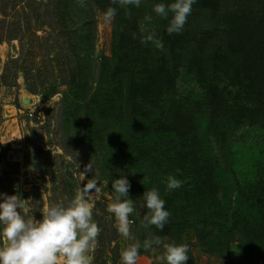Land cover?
Returning <instances> with one entry per match:
<instances>
[{"label": "rangeland", "instance_id": "1", "mask_svg": "<svg viewBox=\"0 0 264 264\" xmlns=\"http://www.w3.org/2000/svg\"><path fill=\"white\" fill-rule=\"evenodd\" d=\"M172 2L9 0L0 8V193L31 199L40 220L98 179L93 264H120L125 248L154 236L187 244V264H264V97L232 87L225 71L242 63L229 52L230 16L245 10L257 22L264 0H225L217 11L197 0L182 32L168 35L169 20L152 9ZM109 7L117 9L110 24ZM149 34L164 51L140 43ZM121 175L136 199L134 240L118 234L107 210ZM169 175L183 186L168 190ZM152 188L171 213L163 231L143 226L148 210L138 198ZM163 255L141 248L136 264H167Z\"/></svg>", "mask_w": 264, "mask_h": 264}, {"label": "clouds", "instance_id": "2", "mask_svg": "<svg viewBox=\"0 0 264 264\" xmlns=\"http://www.w3.org/2000/svg\"><path fill=\"white\" fill-rule=\"evenodd\" d=\"M142 0H112L127 9L128 6L139 8ZM197 0H173L170 4L158 3L152 11L162 19H168L166 27L168 35L180 34L192 13V6ZM117 9L109 7L104 13L105 23H111ZM171 18L169 19V14ZM146 23L151 24L153 17L146 15ZM133 38L136 36L133 34ZM141 44L155 46L164 51V44L149 34L140 38ZM93 171L89 165L85 172ZM183 186V181L173 175L167 178L166 188L176 190ZM113 200L108 212L114 217L116 230L121 237L134 240L131 228L135 223L130 216L135 212V200L129 196L131 188L126 176L111 182ZM102 187L98 179H92L86 186L77 190L67 205L55 204L43 210L42 219L33 216V202L25 200L20 193L6 195L0 193V264H93L92 251L98 246L97 238L100 227L93 218L95 202L91 193L99 194ZM142 207L148 212L143 217L144 228L163 231L169 222L170 211L165 208V200L156 188L144 191ZM154 246L163 247L161 259L167 264H187L189 246L185 243L165 242L159 236L131 244L120 254V264H136L140 250H150Z\"/></svg>", "mask_w": 264, "mask_h": 264}, {"label": "trees", "instance_id": "3", "mask_svg": "<svg viewBox=\"0 0 264 264\" xmlns=\"http://www.w3.org/2000/svg\"><path fill=\"white\" fill-rule=\"evenodd\" d=\"M205 5L209 6L214 11L219 10L221 3L225 0H204ZM9 0L0 1V8L7 5ZM0 15L6 16L5 12H0ZM0 24H5L0 21ZM1 26V25H0ZM230 34L228 38V47L231 54L240 55L242 63L238 69H233L229 66L225 70L228 75L229 84L236 87L253 99L264 97V8L261 12V17L257 22L251 20L250 15L245 10L238 14H232L229 19ZM3 39L0 36V41ZM220 59V58H218ZM217 59V60H218ZM223 59H227L223 57ZM215 63V61H214ZM210 104L215 103L209 100ZM256 112V111H255ZM256 115V114H255ZM256 116H254L251 124H255ZM241 124L240 121L237 122ZM262 193V192H261ZM261 202L262 200L259 199ZM264 211V205H261ZM260 238H264L262 234ZM114 239H109L108 244L114 242Z\"/></svg>", "mask_w": 264, "mask_h": 264}, {"label": "built area", "instance_id": "4", "mask_svg": "<svg viewBox=\"0 0 264 264\" xmlns=\"http://www.w3.org/2000/svg\"><path fill=\"white\" fill-rule=\"evenodd\" d=\"M30 116H33V114H30ZM38 120H41V116H38Z\"/></svg>", "mask_w": 264, "mask_h": 264}]
</instances>
